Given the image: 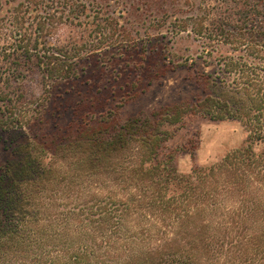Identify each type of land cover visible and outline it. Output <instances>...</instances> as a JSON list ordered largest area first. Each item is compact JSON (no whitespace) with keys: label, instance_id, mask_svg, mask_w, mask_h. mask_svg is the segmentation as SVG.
Wrapping results in <instances>:
<instances>
[{"label":"trees","instance_id":"trees-1","mask_svg":"<svg viewBox=\"0 0 264 264\" xmlns=\"http://www.w3.org/2000/svg\"><path fill=\"white\" fill-rule=\"evenodd\" d=\"M110 1L0 0V264H264V0H182L199 16L150 0L161 1L156 26L167 16L168 31L190 26L208 51L229 46L219 69L232 80L178 83L165 56L144 77L172 80L170 98L120 118L85 80L129 13ZM35 75L42 100L29 102L24 82ZM138 87L106 94L123 92L122 107L146 92ZM200 118L238 119L246 139L181 173L175 159L197 150Z\"/></svg>","mask_w":264,"mask_h":264},{"label":"rangeland","instance_id":"rangeland-1","mask_svg":"<svg viewBox=\"0 0 264 264\" xmlns=\"http://www.w3.org/2000/svg\"><path fill=\"white\" fill-rule=\"evenodd\" d=\"M145 1L152 3L148 7V9H152L151 13L148 9L147 11L140 9L142 6L137 4L139 0L110 1L108 9L112 10L120 4V8H128L129 13L120 17L116 30L110 35V40L105 43L101 52L94 54L91 60V71L93 74L85 77V80L94 86V95L101 96L99 101L103 102L104 98L109 101L112 97L110 102L116 106L115 114L119 118L153 104L161 96H164L163 99L170 98L172 80H169V83H164L165 81L159 82L156 79L152 81L153 78L144 77V75L148 74L146 69L155 70L158 68L159 62L165 56H167V65L171 68L165 71V75L176 78L178 83H181L182 77L187 76L191 83L195 85L194 81L204 75V73L210 76L209 80L218 81L216 76H220L221 78L219 79H223L229 84L230 80H232V76L225 75L219 69L221 67L219 64L222 62L221 56L231 53L229 46L213 45V47L211 46L212 49L208 51V41L197 37L190 30V26L185 31L178 30L176 33L168 31L167 27L170 29L174 19H169L168 23L165 24L163 20L167 16L160 19L164 25L156 26L152 22V17L156 12L161 11V1L156 5L150 0ZM178 5L182 7L183 11L187 10L184 15L199 16L201 14L198 9L191 10L186 8L182 0L178 1ZM155 16L157 17V15ZM61 33L63 34V31ZM161 49L162 52L160 53ZM89 64L85 62V66ZM95 65L99 72L94 70ZM36 79L37 75L34 76V80L28 79L24 82L29 102L42 100V86L36 83ZM126 82L137 84L138 88H143L144 86L146 92L141 94L138 99L120 107L118 104H123L120 101L122 100L123 92L107 96L106 90L115 88L117 85L121 86ZM204 85H206L205 82ZM208 85V90L212 89L216 94L226 96L227 92L225 89L217 86L212 87L211 83H208ZM178 90L184 96L188 95V92L184 93L180 87ZM188 90L191 93L195 92L194 89H190L189 85ZM97 91L101 93L99 92V94ZM47 105L44 102V106L40 110L45 112ZM99 109L102 110V108L95 109L96 114H93V116L99 117ZM39 116H32L31 122L37 123ZM190 128L198 130L199 146L193 155L187 153L178 154L175 162L178 171L181 173L190 172L194 165L206 166L218 161L226 153L240 147L247 135L244 125L235 118L221 121L200 118L192 122ZM180 133H184V129ZM0 138V162H2L7 154L5 149L7 142H5V139H8V137L1 134ZM179 139L180 137L175 136L171 141L175 142V140Z\"/></svg>","mask_w":264,"mask_h":264}]
</instances>
